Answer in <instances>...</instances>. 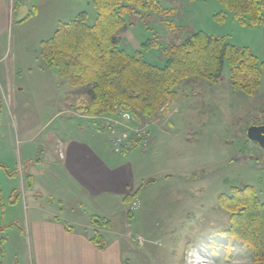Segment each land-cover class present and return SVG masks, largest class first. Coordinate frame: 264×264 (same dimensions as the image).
Returning <instances> with one entry per match:
<instances>
[{
    "label": "rangeland",
    "instance_id": "rangeland-1",
    "mask_svg": "<svg viewBox=\"0 0 264 264\" xmlns=\"http://www.w3.org/2000/svg\"><path fill=\"white\" fill-rule=\"evenodd\" d=\"M158 2L171 14L145 12L139 17H126L127 27L120 33V48L126 53L139 52L150 64L163 66L165 47L180 42L190 31H203L248 47L259 61H264V25L241 24L217 0ZM32 5L42 15L34 16L31 6L32 17L18 21L15 14L8 41H3L0 48V238L6 239L0 264H27L20 177L25 176L23 190L26 205L30 206L41 197L36 190L57 184H51L44 175L56 172V140L84 134L102 140L116 158L128 155L132 164H138L139 173L151 174L154 179L149 185L137 183L127 200L124 195L106 205L112 225L102 234L107 241L112 237L118 240L126 264H195L196 260L207 264L198 257L201 255L209 264H259L252 262L246 247L238 243L229 248L225 245L220 231L227 225V214L218 206L217 198L233 186L252 185L259 199L264 200V148L248 139L246 133L249 126L264 122V70L252 95L230 87L229 67L225 64L220 81L181 83L176 96L166 100L162 110L152 118L140 115L138 124H130L120 114L93 116L104 127L115 125L109 133L72 112L69 100L75 99L76 93L84 96L75 99L80 106L87 101L86 95L72 91L75 88L40 55V42L48 39L60 22L85 12V22L94 23L92 0L75 2L69 13L50 22L42 11L46 7L36 0ZM166 20L172 27L166 26ZM152 39L156 45H142ZM117 117L124 125H117L122 124ZM148 125L153 147L141 151L139 144L113 152L112 138L120 137L127 144L129 139H136L138 130L139 135L141 130L146 132ZM175 170L182 173L168 176ZM28 174L32 176L31 185L26 183ZM79 198L80 203L68 201V207L67 200L63 201L60 211L68 218L76 215V221L88 223L85 215L94 214L99 202L82 194ZM54 201L47 196L37 203L60 205ZM138 202L142 206L135 208Z\"/></svg>",
    "mask_w": 264,
    "mask_h": 264
},
{
    "label": "trees",
    "instance_id": "trees-1",
    "mask_svg": "<svg viewBox=\"0 0 264 264\" xmlns=\"http://www.w3.org/2000/svg\"><path fill=\"white\" fill-rule=\"evenodd\" d=\"M217 1L241 24L264 25V0ZM92 5L96 11L93 24H87L86 13L81 12L72 20L60 22L53 34L40 42V55L47 66L54 67L74 90L86 95L87 101L77 107L84 116L128 113L134 118H152L166 100L176 96L181 83L201 79L215 84L222 78L225 64L232 89L252 95L260 85L264 61L248 47L236 46L224 36L190 31L180 42L164 48L163 66L150 64L139 52L126 53L120 48L126 17L145 12L171 14L158 0H92ZM165 24L172 27L167 20ZM156 43L152 39L142 45ZM26 183H30L28 177ZM132 196L126 194L124 199ZM217 202L227 214V225L220 231L225 245L229 248L238 243L248 249L253 263L264 264V200L259 199L256 189L252 185L233 186L229 193H221ZM89 220L95 227L90 240L103 249L106 239L99 229L110 228L112 222L105 216H91ZM4 242L1 237L0 253Z\"/></svg>",
    "mask_w": 264,
    "mask_h": 264
},
{
    "label": "crops",
    "instance_id": "crops-1",
    "mask_svg": "<svg viewBox=\"0 0 264 264\" xmlns=\"http://www.w3.org/2000/svg\"><path fill=\"white\" fill-rule=\"evenodd\" d=\"M36 1L41 6L46 7L42 11L46 12L44 17L49 20L53 18L57 19L69 13L70 5L74 6L75 2L79 0ZM33 2L34 0H0V48L3 41H8V32L15 14L16 20H26L32 17L29 9V6H31L34 16L42 15V12L39 13L36 5H32ZM48 20H45L44 24ZM2 58H0V61ZM71 90L75 91L74 89ZM78 95L77 93L75 94V99L82 96ZM75 99L72 98V100H69V106L72 107L73 113L95 124L97 129H108L107 126L104 127L102 122L98 121L99 119L97 117L80 114V110L77 108L79 105L75 102ZM120 115L124 119L128 118L129 120H127L132 125L140 122L138 118H134L128 113ZM117 120L122 123H117V125H124L125 122L121 120V117H117ZM114 126L111 127L113 128ZM108 131L111 133L109 129ZM146 132H150L149 125L147 126ZM148 135L150 147H153L152 143L154 139L151 133H148ZM55 144L57 149V162H55L54 168H56V172H46L44 175H48L47 178H49L51 184L54 182L57 184H54L55 186L52 184L44 190H36L35 193H37V196L41 197L36 198V201H32L30 206L26 205L25 202L26 194L23 190L25 176L20 177L22 182L21 196L24 203L23 222L26 226V233L23 237L28 249L27 264H126V259H124L125 252L117 244L118 240L116 238L112 237L109 241L106 240V245L103 249L96 247L91 242L90 238L95 227L90 224L89 219L91 216L108 217L106 208L108 201L112 198H121L126 194L132 193L137 183L142 182L143 186L149 185L145 181L151 179L152 175L139 173L138 164H132L128 155L123 158H116L111 155L105 143L100 139H95V136L92 134L57 139ZM137 145L139 143L135 142V139H129V142L122 152ZM149 157L147 158L149 159ZM180 173L182 171L175 170L172 174L169 173L168 176H178ZM26 177H28L29 184L31 185V174L26 175ZM74 194H76L75 198H73ZM81 194L90 201L99 202L94 214L85 215L88 223L85 220L76 221L75 219H78L76 215L73 216V219L71 217L68 218L60 211L62 210V203L65 200H67V207L68 201L70 200L80 203L82 200L81 198L78 199V197ZM47 196L53 198L55 200L54 202L57 201L60 205L55 206L54 203L46 205L45 202V204L42 202L43 205L37 203V201ZM66 196L69 197V200ZM141 206L142 204L140 205L138 202L134 207L140 208ZM37 212H40L41 215ZM77 225H80L78 229H76ZM66 227H69V230ZM106 229L100 228L99 230L104 232ZM136 253L137 255L139 254L138 251Z\"/></svg>",
    "mask_w": 264,
    "mask_h": 264
},
{
    "label": "built area",
    "instance_id": "built-area-1",
    "mask_svg": "<svg viewBox=\"0 0 264 264\" xmlns=\"http://www.w3.org/2000/svg\"><path fill=\"white\" fill-rule=\"evenodd\" d=\"M108 129L113 132V128L110 126L108 127ZM137 131V130H136ZM139 131V130H138ZM138 131L135 133V135L137 136L136 139H139V144H140V149L141 151H147V149H149L150 147V139H149V135L147 132H144L141 130L138 134ZM125 142H123L120 137H114L110 140V145L111 148L113 150V152L115 153H120L122 152V150L124 149L125 146ZM138 240L143 241L142 237H138Z\"/></svg>",
    "mask_w": 264,
    "mask_h": 264
},
{
    "label": "water",
    "instance_id": "water-1",
    "mask_svg": "<svg viewBox=\"0 0 264 264\" xmlns=\"http://www.w3.org/2000/svg\"><path fill=\"white\" fill-rule=\"evenodd\" d=\"M246 133L248 139L256 142L261 148H264V123L249 126Z\"/></svg>",
    "mask_w": 264,
    "mask_h": 264
},
{
    "label": "bare ground",
    "instance_id": "bare-ground-1",
    "mask_svg": "<svg viewBox=\"0 0 264 264\" xmlns=\"http://www.w3.org/2000/svg\"><path fill=\"white\" fill-rule=\"evenodd\" d=\"M195 264H202V263H201V261L196 260V263Z\"/></svg>",
    "mask_w": 264,
    "mask_h": 264
},
{
    "label": "flooded vegetation",
    "instance_id": "flooded-vegetation-1",
    "mask_svg": "<svg viewBox=\"0 0 264 264\" xmlns=\"http://www.w3.org/2000/svg\"><path fill=\"white\" fill-rule=\"evenodd\" d=\"M264 123V122H263Z\"/></svg>",
    "mask_w": 264,
    "mask_h": 264
}]
</instances>
